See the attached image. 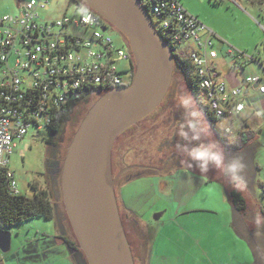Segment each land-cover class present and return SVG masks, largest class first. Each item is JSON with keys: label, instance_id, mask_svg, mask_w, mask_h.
<instances>
[{"label": "built area", "instance_id": "2783aa9c", "mask_svg": "<svg viewBox=\"0 0 264 264\" xmlns=\"http://www.w3.org/2000/svg\"><path fill=\"white\" fill-rule=\"evenodd\" d=\"M57 1L16 0L15 12L0 14V168L6 169L15 194L21 191L8 165L17 139L31 128L38 134L48 129L74 93H101L133 79L135 59L126 38L122 35L118 43L110 31L114 27L83 1L69 0L74 10L66 7L59 17L41 15ZM141 2L173 54L190 62L205 110L233 127L232 119L246 109L245 89L253 84L264 93V74L228 84L216 64L215 34L209 27L180 0ZM226 54L235 65L258 62L237 49Z\"/></svg>", "mask_w": 264, "mask_h": 264}, {"label": "rangeland", "instance_id": "374dc122", "mask_svg": "<svg viewBox=\"0 0 264 264\" xmlns=\"http://www.w3.org/2000/svg\"><path fill=\"white\" fill-rule=\"evenodd\" d=\"M180 1L193 15L197 16L201 22L214 32L213 47L218 52L217 61L221 71L229 80L233 78L238 82L237 85H239L242 79L248 75L264 74V3L255 0ZM68 2L69 0H58L46 9L41 10L40 13L44 17H59L66 7H69L70 12L74 10V4L71 3L69 5ZM16 10V0H0V14L15 12ZM110 31L115 40L121 44L124 40L122 34L115 28ZM231 48L253 56L258 62L247 61L244 66L235 65L233 58L226 54L227 50ZM171 86L174 94L184 90L190 92L177 71L173 74ZM246 98L249 99L250 104H246V109L243 111L241 118H233L231 122L233 134L236 136L235 143L230 144L226 135L222 134L217 128L220 122L227 121L229 123L228 119H223L215 124V128L218 131L216 132L209 128L210 124L205 117L209 133L217 140L219 136L225 139L226 146H224L229 157L242 154L247 163L245 175L248 187L246 191L242 192L246 199L247 208L242 215L239 214L238 216L239 218H244L245 222L246 217L252 213L251 205L253 202L259 201L264 203V95L260 94L254 88V85L251 84L249 85ZM90 105L87 107L89 108ZM78 108L79 104L75 107L72 115H74L75 111H79ZM88 108L84 109L83 114L86 113ZM157 113L155 111L149 117L141 120V125L152 123V125L156 124L158 129H162L164 127L163 122L165 121L160 116L155 117ZM83 114L81 113L80 117ZM171 121H173L172 118ZM78 123L79 120L75 124L69 120L66 122L64 129L67 140H70L73 131L78 128ZM242 131L247 132L248 139L246 143H243L241 140L240 134ZM49 134V129H44L38 134L35 128H31L27 135L15 141V149L10 155L8 166L15 174L21 193L28 196H32L34 187L37 189H48L52 193L49 179L43 173L47 149L45 137ZM129 136L130 131L121 134L117 138L116 145H121L124 139V142H130L132 138ZM136 144L138 145V143ZM114 160L118 161L117 153H114ZM126 160L128 161L129 158ZM119 167V164L116 165L114 172ZM181 169L178 168L171 173L156 174L157 182L165 178L166 180H173L176 186H178L182 180L180 178ZM132 172H125L117 180L115 183L116 195L118 190L120 193L122 192L125 197L124 199L127 197L129 205L132 202V207L137 208V212L143 219L153 222L155 220V209L160 205V202L155 195L148 193L147 180L131 182L128 186L121 187V182ZM210 173H212L211 176H219L215 170H210ZM227 188L231 189L232 187L227 185ZM169 196L164 195V198L168 199ZM52 197L56 201V208L58 205L64 206L62 198L57 200L53 196V193ZM261 211H264V208ZM120 213L122 214L126 233L128 234V220L121 211ZM246 224L250 230L255 231L249 223L246 222ZM9 230L11 231L10 247L7 251H0V264H71L68 256L62 252L60 253L59 249L56 250L55 248L53 238L58 231L54 218L48 220L44 217H34L14 225ZM139 233L144 235L142 230ZM131 238L132 240L134 239L133 237ZM260 244H262L261 246L264 249V240H261Z\"/></svg>", "mask_w": 264, "mask_h": 264}, {"label": "water", "instance_id": "95a60500", "mask_svg": "<svg viewBox=\"0 0 264 264\" xmlns=\"http://www.w3.org/2000/svg\"><path fill=\"white\" fill-rule=\"evenodd\" d=\"M81 1L126 38L135 69L130 84L99 94L67 148L62 196L81 249L73 256L77 264H135L115 191L120 173L112 175V147L121 132L152 112L166 95L174 74L173 51L141 0ZM10 242L11 231L0 229V251H7Z\"/></svg>", "mask_w": 264, "mask_h": 264}, {"label": "crops", "instance_id": "0c3cea01", "mask_svg": "<svg viewBox=\"0 0 264 264\" xmlns=\"http://www.w3.org/2000/svg\"><path fill=\"white\" fill-rule=\"evenodd\" d=\"M216 64L219 67L217 59ZM223 75L228 84H238L235 79L229 80ZM156 174L141 173L121 182V187H126L131 182L147 180L148 193L160 202L153 222L143 219L137 208L132 207V202L129 205L127 197L124 199L119 190L117 193L119 209L128 220V236L134 238L130 243L135 264L264 262L261 240L256 239L254 230L247 227L244 218L238 217L244 212L235 209L228 196L230 189L219 176L181 169V184L176 186L173 180L165 178L157 182ZM164 195L170 196L165 199ZM54 219L58 231L53 238L56 250L67 255L71 264H77L59 235L61 225L56 214ZM141 230L144 235L139 233Z\"/></svg>", "mask_w": 264, "mask_h": 264}, {"label": "flooded vegetation", "instance_id": "af4514ba", "mask_svg": "<svg viewBox=\"0 0 264 264\" xmlns=\"http://www.w3.org/2000/svg\"><path fill=\"white\" fill-rule=\"evenodd\" d=\"M99 93L94 92L85 95L79 103V111H75L69 121L75 124L79 120L77 125L79 126L83 116L85 115V113L83 114L84 109H87V106L95 101V99L99 96ZM174 96L175 94L172 86L170 85L160 104L147 116L141 119L143 120L149 117L153 112L157 111L158 113L155 117L160 116L162 117V120L165 121L163 122L164 127L162 129H158L156 124L152 125V123H147V126L144 124L141 125V120H139L136 124L126 128L116 137L112 147V175L115 176L120 173L117 180H119L121 176L128 171L133 172L126 179L141 173H171L178 168L200 171L195 167H190L184 157H182L175 148V124L176 121L180 119V113L174 110ZM81 113L83 115L80 117ZM171 115L173 116L171 117ZM171 118L173 121H171ZM209 128L212 131L214 130L211 126ZM75 130L73 131L70 140H67L66 138L65 129L59 131L54 136L50 137L48 135L45 137L47 149L45 154V170L43 173L49 179L53 196L57 200H60V198L63 200L61 187L62 167L68 145L75 133ZM127 131H130L129 137L132 138V140L130 142H124V139L121 145H116L117 138ZM218 140L220 141L219 137ZM136 143H138V145ZM114 153H117V162L114 160ZM133 157H135V160ZM127 158H129L128 161L126 160ZM118 164L120 167L116 172H114V167ZM207 173L210 174V171ZM56 216L61 225L59 231L60 237L64 238L63 240L68 239L76 241L74 243V247L71 249L72 254L81 251L64 206H57ZM83 257L85 258L84 255Z\"/></svg>", "mask_w": 264, "mask_h": 264}, {"label": "clouds", "instance_id": "9594fccd", "mask_svg": "<svg viewBox=\"0 0 264 264\" xmlns=\"http://www.w3.org/2000/svg\"><path fill=\"white\" fill-rule=\"evenodd\" d=\"M173 107L180 113L175 124V148L184 157L190 167L202 173L215 170L221 180L237 191L247 190V163L242 154L229 157L225 146L209 133L203 111L197 100L187 90L177 92L173 97ZM219 131L226 135L230 144L236 142L233 127L227 121L217 125ZM252 213L246 222L254 229L257 240H264V203L259 201L251 205Z\"/></svg>", "mask_w": 264, "mask_h": 264}, {"label": "trees", "instance_id": "16d2710c", "mask_svg": "<svg viewBox=\"0 0 264 264\" xmlns=\"http://www.w3.org/2000/svg\"><path fill=\"white\" fill-rule=\"evenodd\" d=\"M255 1L264 3V0H255ZM173 56H174V72L177 71L180 74L185 85L187 86V88H189L193 97L197 100L199 107L203 111L210 126L216 132H218L215 128L217 119L213 117L210 113H208V111L205 110L202 103L199 101L197 97V90H196L194 78L191 73L192 66L190 62L187 59L178 57L176 54H173ZM87 94L90 93H74L73 95L70 96L69 102L61 110L55 122L48 128L50 131L49 134L50 137L54 136L56 133L64 129L65 124L72 116L75 107ZM240 137L243 143L247 142L248 139L247 132L242 131ZM219 139L222 142V144L226 146L225 139H223L220 136ZM228 196L231 203L238 212H244L246 210L247 208L246 199L241 191H237L231 188L228 192ZM55 214H56V201L53 200L52 193L48 189H37L34 187V192L32 196H28L23 193L15 194L10 189L9 180L6 175V169L0 168V229H10L14 225H17L23 221L29 220L34 217H44L45 219L51 220L55 217ZM128 239L130 241L129 236ZM64 241L70 250L74 247V243L76 242L74 240H68V239H65Z\"/></svg>", "mask_w": 264, "mask_h": 264}]
</instances>
